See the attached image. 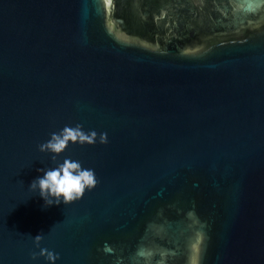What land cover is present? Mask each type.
<instances>
[{
    "label": "water",
    "instance_id": "water-1",
    "mask_svg": "<svg viewBox=\"0 0 264 264\" xmlns=\"http://www.w3.org/2000/svg\"><path fill=\"white\" fill-rule=\"evenodd\" d=\"M77 123L107 143L57 161L97 183L45 205L38 144ZM39 247L56 264H264V0H0V264H47Z\"/></svg>",
    "mask_w": 264,
    "mask_h": 264
},
{
    "label": "clouds",
    "instance_id": "clouds-1",
    "mask_svg": "<svg viewBox=\"0 0 264 264\" xmlns=\"http://www.w3.org/2000/svg\"><path fill=\"white\" fill-rule=\"evenodd\" d=\"M70 142L79 144L99 142L103 144L107 143V133L100 132L98 135L95 130L86 132L78 123L74 126L64 125L62 128L49 133L48 139L38 144L40 152L50 154L49 159L53 166L37 169L43 174L38 175L30 182L29 189L38 191L45 205L61 202L69 204L80 199L86 190H91L97 183L94 170L82 167L80 161L71 157L57 161L58 154L62 153ZM32 239L34 244L39 246L42 235L37 234ZM102 251L112 253L114 249L105 242ZM30 255L33 259L37 256L43 257L47 264H56L59 259V253L44 247H39L38 253L32 252ZM115 264H120L119 258Z\"/></svg>",
    "mask_w": 264,
    "mask_h": 264
},
{
    "label": "trees",
    "instance_id": "trees-1",
    "mask_svg": "<svg viewBox=\"0 0 264 264\" xmlns=\"http://www.w3.org/2000/svg\"><path fill=\"white\" fill-rule=\"evenodd\" d=\"M155 17H156V16L153 14L152 16L149 17L148 20L151 21V22H154V21H155Z\"/></svg>",
    "mask_w": 264,
    "mask_h": 264
}]
</instances>
